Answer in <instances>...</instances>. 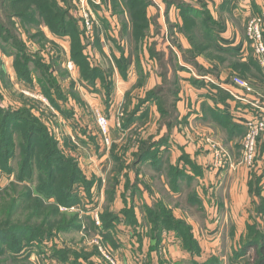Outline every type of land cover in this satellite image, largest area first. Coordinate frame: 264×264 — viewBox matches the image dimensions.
I'll return each mask as SVG.
<instances>
[{
    "label": "rangeland",
    "instance_id": "rangeland-1",
    "mask_svg": "<svg viewBox=\"0 0 264 264\" xmlns=\"http://www.w3.org/2000/svg\"><path fill=\"white\" fill-rule=\"evenodd\" d=\"M59 1L62 2V0ZM68 1L71 2V7L69 9L70 17L77 22L79 21L80 25L77 23L79 30H84L79 19L78 9H76L72 0ZM66 6L67 4L64 3V8ZM17 28L19 33L20 31L23 32V37L27 36L19 25ZM158 30V28H154V34L157 37L156 46L154 47L155 49L163 50L167 44L161 43V39L158 36ZM96 31L107 42L108 38L106 36L107 33L109 34V31L111 37H120L119 29L115 26L106 32L100 23L94 32L96 33ZM124 31L125 33H128V31ZM32 32L31 34L33 36V40L28 39L27 42L32 41L36 49L48 50V56L46 59L43 57L44 52L36 55L33 59L37 62L38 59H40L43 65L48 66L50 69L49 75L54 79L51 80V84L43 80V87L37 84H34L35 86H33L20 80L18 76L17 78L21 84L16 82V78L13 80L12 84V80L10 78L11 76L16 77L14 74L16 71L12 72L10 75V65L7 60L9 56L4 54L0 48V54L2 53L5 55L4 59L6 61L2 62L0 57V95L4 105L9 106V108L19 107L20 111L23 108H26L25 110L28 111V113L30 112L29 115L27 114L29 121H33V123H35L33 119H37L38 123L41 122L40 127L43 130L42 134H35L36 140H33V150L28 152V159L21 151V138L14 135L10 136L11 144L8 148L11 151L14 150V148L15 150L14 154H12L13 158L11 159V162H9L8 167H13L14 172L10 175L0 172V231L2 230V233L5 232L4 234H1L0 232V264H65L69 260L75 264H78L79 262L83 264H126L121 259L119 254L115 252L113 245L108 243L110 241L109 238H104L100 234L98 235L96 233V227L98 230V228H102L103 225L105 226L103 220L106 219L103 217H106L105 214H112L110 209L115 207V204L119 203L120 198L125 205V207L121 210V214L125 216L127 214L133 216V213H135L134 209L131 205L130 208H127L126 200L123 197L131 196L130 192H132V190L130 191V189L135 183H132L128 176L129 173H131L130 176H134L133 172L136 168H138L137 175L140 174L142 176L141 181L136 183L138 185V191H136V210L140 214L141 211L144 213L143 222L147 225L149 237L151 238V241H153V244H150V246L152 245L150 250H158L157 253L155 252L152 262L159 263L160 260H162L165 262L164 264H188L190 261H193L198 264H203L206 260L209 262L212 258H214V264H257L258 258L255 247L247 249L245 254L236 257L235 260L234 256L236 253H240L244 244H248L251 239L256 237L257 240L261 241L262 236L264 238V208L259 206L261 203H264V199H262V196L260 198H253L252 205L247 206L244 210H240L234 206H232V209L226 208V210H230L229 215H233V219L230 218V220H227L226 216L222 217L221 212L225 210V207L223 208V206H218L216 199L225 196L230 192V190H232L235 197L238 194L240 196L243 194L242 185L244 186L247 183L248 176H250L256 166L258 146L254 165L249 166L244 160V134L242 139L239 141L241 146V156L237 159V161H235V164L236 166H241V168L243 167L245 169L240 168L236 171L232 169V172L227 174V171H231L227 170L230 167L226 166L227 161L230 160L228 152L225 151L223 146L221 147L220 143L217 145L213 143V141H210L209 145H212L209 148V150L212 151V162L210 165L213 166L214 169L216 168L217 171L213 174V177L208 175L206 178L209 183L207 189L198 190L197 201H194V198L192 197L193 194L191 193V195L189 193L190 188L185 187L184 185L180 193L172 195V190L170 191L167 189V175L169 176V179L172 180L173 174H169L167 170H158V172L153 167H148L149 164L147 165L145 162L144 164H141V162L136 160L134 155L138 154L142 147H144L143 145L145 143H150L151 141L154 142L155 135H157L158 132L160 133L165 129L166 133L174 132V127L169 128L166 125V121H163L161 117L160 128L158 131L155 130L152 132V128L150 126L153 122H151L149 124L150 126H147L146 123H139L132 131L125 133L128 126L124 128L123 124L124 120L126 121L128 118V115L126 114V112L128 113V110L125 109V105L123 104L126 101L132 102L133 100L134 103H137L138 101V104L141 105V102L146 100L147 93L141 89V79H139V81L137 79L136 83L132 87L134 90L131 88L128 91V94L125 90L123 92H119V90H123L126 86L124 84H119L117 79L116 81L113 79L112 81H108L107 90L105 89V86H103L104 93L102 95L98 94L101 97V100L99 99V96L97 99V96H94L89 92V94L84 93V95L87 96L86 103L88 104V107L86 108L81 104L84 100L80 95H78L79 93L77 91L81 92L82 89L87 86L81 85L82 88L80 89V87H78V90H76L74 87V80L72 79V81H70V73L75 71L76 68L77 70L80 69L75 62L77 61L76 57L72 58V56H70V58H67V52H65L63 47L60 46L58 42L50 40V37L59 39V37L55 36L52 32L49 31V37H47L43 31L45 35L44 39H40L41 37H38V32H36L34 28L32 29ZM70 35L74 39V36H72L71 33ZM123 35L125 34L123 33ZM39 39L40 41H38ZM38 43L42 44L41 46L43 47H39L40 45ZM70 46L72 54V44ZM108 47L106 48V52L96 47L98 59L93 56L89 58L91 60H95L99 67L108 71L107 73L110 76H113L118 68L117 61L113 57L107 56V54H111L110 48ZM115 47H117L120 52L122 50L121 55L124 56V54H130L128 59L134 58L133 54L135 52L131 51L132 47L128 44L127 38L120 40V43L115 45ZM135 48L136 52L140 53L136 46ZM119 50L117 51L119 52ZM28 51L35 53L36 50L33 49V46H30V50ZM118 55L121 57L120 53H118ZM122 58L125 59L124 57ZM44 61L46 63H44ZM137 65L138 61H134L133 66L138 74L139 67L137 69ZM155 65L156 66H154L152 58H150L149 62L146 59H143V71L146 70L149 72V75H153L152 81L156 82V80H159V83L161 82L160 85L159 83L156 84L149 92L159 86H163L165 82L163 77L160 78L157 75L159 67L156 63ZM33 67L35 66L32 64V71ZM169 70L172 73V69L170 67ZM38 72L40 75L44 76H40L42 79H49L50 76L48 75V72ZM111 72L114 74L111 75ZM67 73L69 74L67 75ZM170 76H167L168 80H170ZM234 76L247 81L249 80L239 74ZM206 77L211 81H207L205 79ZM32 79L33 83H35V79L40 80L37 75H32ZM119 79L120 81L127 80H121V78L118 77V80ZM199 79L202 81L203 85H206L213 90L220 88L217 86L216 79L210 75H202ZM82 80L88 82V84H90L93 88L92 85L94 84H91L85 79ZM94 80L93 83L97 80L102 81L100 77L99 79L95 78ZM131 80L132 77L130 78V81ZM102 82L105 85L107 83L105 79H103ZM113 83L116 84L115 93L114 96H112V99H115V101L112 109L109 110V107H111L109 104L111 98L108 94L111 91L110 88ZM102 85L103 84L100 83V87H102ZM232 86L236 87L244 94L256 95V90L254 89V91L249 92L243 87L236 85ZM55 89L61 91L66 99L61 100V97H59L58 94L55 95ZM48 90L52 93L51 98L45 95V91ZM145 94L146 96H144ZM232 95L235 96L234 93H232ZM178 97L176 102L172 104L175 106L176 111ZM68 101L71 102L69 103V108L64 106V103H68ZM164 101L168 103L166 100ZM163 104L165 105L164 102ZM158 105L159 104L157 103V106ZM259 106L261 105L256 106V112H258ZM61 107H64V109L62 110ZM158 108L160 109V105ZM100 116L108 121L110 135L109 142H107V138L104 135L102 127L99 123ZM43 134H48V136L45 137ZM221 134L224 135L225 133L221 130ZM122 135L124 136L122 137ZM80 136L83 138L86 136L87 139H90L88 147L92 151H88L81 147L83 140ZM7 137L8 135H6V138ZM51 139L55 144L52 145L50 142ZM52 149L56 150L57 154H54ZM42 150H44V155L47 153V155L60 158L61 160L57 159L54 163L56 168L53 177L49 176L48 159H42L40 156ZM219 159H221L220 165L218 164ZM63 160L68 162L75 160L81 175L86 179L84 183L85 185L87 182H92L94 188V186H97L96 183H98L99 176L100 181L102 180L101 187L100 184H98L99 187L97 189L92 190L91 187L89 191L82 194L84 202L82 201L83 203L76 207H55L56 200L54 198L50 201H46L41 196H38L36 192V188H38L39 183L43 184L47 182V180H49L54 187L50 185L51 188L49 190L46 188L44 196L51 192L54 193L55 190L62 185V182L65 180L64 175L67 170L63 173L60 169L62 167L67 169L68 167L69 170V164H62ZM126 167L130 170H127ZM22 171L23 173L26 172L24 176H22ZM95 174L99 176L97 177ZM161 174H164V177L166 176L164 178L166 182L160 177ZM19 175L22 176L26 183L23 184L16 182ZM229 175L231 177L230 181H233L234 178L236 181L234 180V184H230L228 186V190L225 191L220 186V182H222V179L224 178L228 179ZM121 178L125 180L122 185ZM13 180L14 182H12ZM117 180L118 182L114 184L113 192L111 189L112 183ZM217 181H219V183H217ZM212 182L215 183L213 185V189L211 184ZM13 183L16 185L11 186ZM119 186H121V197H118L120 188L117 189V187ZM194 186L197 187L196 183ZM199 186L201 185L199 184ZM28 192L31 193V196L23 197L24 194ZM61 194H63V192H61ZM251 194L254 195L253 191ZM41 199L43 203L41 202L42 207L39 211L36 209V204L37 201H41ZM92 199L93 203L91 205H93V208L91 209V212H89L84 207L86 205H90L88 201H91ZM159 205L168 209L176 220L183 222L182 225L185 227V231H188L187 227L189 228L188 235H191V240L197 245V248L199 249L198 251L190 253L187 248L185 249L183 246L184 240L182 238L177 240L174 238V235L165 236L167 232H171L176 235L177 233L173 230H163L161 234L162 237L160 236V238H158L159 235L153 232L154 226L151 222V216L147 214V211L148 209L151 210L154 207L155 210H157L158 207L156 206ZM144 207L145 212L143 210ZM54 208L58 209L59 214H57L56 217L51 218L49 223L48 219H50V214L56 211ZM15 227H26L29 231L24 230L25 232L18 234L13 232ZM33 228H42L45 231H52V234L48 235L47 233H42L40 237L35 234L37 236L36 237L33 234ZM5 229L8 231H4ZM182 229L184 228L182 227ZM255 229L256 232H253V234L252 231ZM34 237L35 241H33ZM153 239H157L158 248L153 247L154 243L157 242ZM178 241L182 242L184 253H182L181 247L176 245ZM14 250L17 252L15 254L16 256L12 254V251ZM49 250L52 253H50ZM64 251H67L68 258L66 257ZM17 255H19V257ZM188 257H190V259ZM135 259H137V264H143V261L147 260V256L140 254L135 256ZM233 260L234 263H232Z\"/></svg>",
    "mask_w": 264,
    "mask_h": 264
},
{
    "label": "crops",
    "instance_id": "crops-1",
    "mask_svg": "<svg viewBox=\"0 0 264 264\" xmlns=\"http://www.w3.org/2000/svg\"><path fill=\"white\" fill-rule=\"evenodd\" d=\"M102 1L103 6L95 8L97 18L101 23V26H104L103 28L106 27V32L111 30L114 26L117 27L119 29L120 37H111L109 31V34L107 33L106 36L108 38V42L105 41L102 36H100L99 46L100 49L102 48L104 52H106V48L109 46L108 48H110L111 54H107V56L113 57L117 61L118 68L115 74L111 72V75H114L110 76L107 73L108 71L99 67L95 60H89L91 62V67L95 66L97 67V69H100L102 72H104V75L106 77L105 80L107 82L105 85L102 81L97 80L94 85H92L93 88L90 84H88V82L82 80L83 78L79 68V70H77L76 68L75 71L70 73V81H72V79L74 80V87L76 88V90H78V87H80L81 89V85L87 86L86 88H83L81 92L77 91L79 93L78 95H80L84 100V102H81V104L87 108V96L84 95V93H91L94 96H97L98 99V94L102 95L104 93L103 86H105L106 89L108 81H112V79L115 81L117 79L119 84H124L126 87H124L123 90H119V92H123L125 90L127 94L128 91L136 83L137 79L138 81L139 79H141V89L144 92L148 93L152 88H154L156 84L159 83V80H156V82L152 81L153 75H149V72H147L146 70L143 71V59H146L149 62L150 58H152L154 66H156V63L159 67L157 75L161 78V68L159 62L157 59H155L154 56H152L151 50L153 49L155 52L164 53L166 60L169 58L171 52L175 53L177 61L181 66V69L178 71L179 97L176 106L177 121H175L173 126L174 132L166 133V129L162 128L165 130H162L160 133L158 132L157 135H155L154 142L156 141L157 143H160L156 153L157 164L153 163L154 161L152 159H148L147 161H145V164H149L148 167H153L157 171L167 170L169 174H176V172L182 173L185 178L182 179L177 177L175 183L173 182L174 178H172L171 180L167 175V189L170 191L172 190V195H176L182 191V187L184 185L185 187L190 188L189 193H192V197L197 199L198 190L207 189L209 183L206 178L208 177V175L213 177V174L217 171L216 168L214 169L213 166L210 165L212 162V151L209 150V148L212 145L210 146L209 142L213 141V143L217 145L218 143H220L221 147L223 146L225 151L228 152L230 160L227 161L226 166H229L230 168H228L227 170L231 171H227V174H230L232 172V169L235 171L240 169L241 166H236L235 161H237V159L241 156V146L239 141L244 136V132L246 130L245 124L249 119H252L254 117L256 113V106L264 105V69L255 61L252 49H249V47L245 46L246 27L248 20L251 16L257 15L259 13L264 15V0H172L176 3L185 2L191 5L194 10L198 11L196 12V14L198 15L196 18L200 25L195 28V37L197 39L206 43L203 34L206 30H209L211 31V33H213V38H215L216 45L219 49L223 51L234 49L238 53V59L234 58L232 55H225V57L229 61L222 65L218 62H211L206 56L207 53L203 55L197 54L195 61L201 68L204 69L203 72H209L208 74L216 79L217 86L220 87L217 90H213L210 87L203 85L202 81L199 79V77H201L203 74H201L198 69H196L191 63H188L183 59V51L188 52L194 50V47L191 44L190 39L180 31V28L183 26L184 22L179 6H177L176 4H171L170 6H168L166 1L171 0H150L151 5H148L146 7L147 19L150 21L149 31L140 42H136L134 35L135 26L131 21L129 15L126 12L124 16L119 13L114 14L112 1ZM202 18H205L207 20L205 27L201 23L203 22ZM106 21L109 24L108 27L106 26ZM156 26L159 29L158 36L161 39V43L167 44L165 45V49L163 50L155 49L154 47L156 46L157 40V37L154 34V28ZM124 30L128 31V33H125ZM43 31L45 32L46 36L49 37V29L43 28ZM123 33L127 37L123 35ZM123 37L125 39L127 38L128 44L132 47L131 51L136 53L133 54V59H128V56L130 54H124V56L121 55L122 50L120 52V50L115 47V45L120 43V40H124ZM23 38L29 50L30 46H33L34 50H40L42 53L44 52L43 57L45 59L47 58L48 50L36 49L32 41L27 42V40L29 39L27 36H24ZM50 38V40L58 42L60 46L63 47L65 52H67V58H70V38ZM215 40L213 41L214 44ZM96 41V37L89 41V45L85 53L86 55L91 54L94 58L98 59L96 51ZM83 43L85 44V40L83 41ZM135 46L139 49L140 53L136 52ZM117 50H119V52ZM118 53H120L121 57L118 55ZM4 56L5 55H3L2 53L0 54L2 62L5 61ZM122 57H124L125 59H123ZM14 59V56L11 55H9V57L7 58L10 65V75L12 72H15ZM232 60H238L239 62H241V64L245 65V67H248L251 61H253V63H255L260 68V72L255 73L254 70H250L248 72L247 70L242 71L241 69L234 70L230 62ZM134 61H138V74L133 66ZM44 63L46 62L44 61ZM235 73L241 75L242 77H246L253 83L256 90V95L244 94L242 91L232 86L234 85L232 82V76L236 75ZM14 74L16 77L11 76L10 78L12 80V84L15 78L16 82L20 83L17 78L18 75L16 74V72ZM68 74L69 73H67V75ZM118 77L121 78V80H127L120 81V79L118 80ZM131 77L132 80L130 81ZM99 82L103 84L102 87H100ZM34 84L39 85L37 79H35V83H32L31 85L35 86ZM160 84L161 82L159 83V85ZM115 85V83L112 84V87L110 88L111 91L108 94L110 95L111 99L115 93ZM232 93H234L235 96H233ZM144 96H146V94ZM99 99L101 100L100 96ZM111 99L109 103L111 107H109V110L112 109L115 101V99ZM69 103L71 102L68 101V103H64V106L68 107ZM138 103V101L137 103H134V101L132 100V102L126 101L123 104L125 105V109L128 110V113L126 112V114L128 116L130 114V116L132 115L133 117V119H131V122L128 124V129L125 133L132 131L139 123H146L147 126H150L149 124L151 122H153L150 126L152 128V132L155 130L158 131V129L160 128L161 113L159 111L157 103L150 100L142 101L141 105H139ZM1 106L3 108H9V106L4 105L3 101L1 102ZM61 108L62 110L64 109V107ZM12 109L19 110L20 108L18 107ZM125 122L126 121L124 120V123ZM221 130L225 133L224 135L221 134ZM123 136L124 135H122V137ZM80 138H82L83 140L81 147L88 151H92L88 147L90 139H87L86 136H84V138L80 136ZM75 144L77 145L76 142ZM142 163L144 164V161H142L141 164ZM254 168L255 169L253 170V172L250 174V176H248L247 183L244 186L242 185L243 194L241 196L238 194L235 197L232 193V190H230V192L225 196L221 198L216 197L217 205L223 206V208L225 207V210L221 212V215L222 217L226 216L227 220H230V218L233 219V215H229L230 210H226V208L232 209V206H234L240 210H244V208H246L247 206L252 205L253 198H260L262 196V199H264V135L262 136L258 144V157L256 166ZM137 169L138 168H136V170L133 172L134 176H130L131 173H129L128 176L130 181L132 183H135L131 187V189H129L131 191L134 187V190L130 192L131 196L123 197L126 200L127 208H130L131 205L135 213H133V216H128V214L125 216L121 214V210L125 207V205L120 198L119 203L115 204L116 206L110 209L112 213L110 215L112 217L110 219L109 225H103L102 228H98V230L96 227V233L98 235L100 234L104 238L108 235L110 240L108 243H111L113 245L115 252L119 254L121 259L126 264H137V259H135V256H138L140 254L147 256V260H144L143 264H164L165 262L162 260H160L159 263L152 262L154 258L153 256L155 255V252L157 253L158 250H150L152 246H150V244H153V241H151V238L149 237V230L147 225H145L143 222L144 213L141 211L140 214L136 210V191H138V185L136 183L141 181L142 179V176L140 174L137 175ZM241 169L245 168L242 167ZM127 170L130 169L127 168ZM163 175L161 174L160 177L165 181L164 178L166 176L164 177ZM96 176L98 177L99 175ZM230 179L231 177L229 175L228 179L224 178L222 179L223 181L220 182V186L223 190L227 191L229 188L228 186L230 184L233 185L236 181L235 178V181H230ZM124 181L125 180L121 178V185L124 184ZM195 183L197 187L194 186ZM217 183H219V181H217ZM251 183L254 184V195L251 194V186L253 187ZM98 184H100L101 187L102 180L100 181V176L98 179V183H96L97 186H94V188L92 187V190L97 189L99 187ZM199 184L201 186H199ZM211 184L213 189V185L215 183L212 182ZM120 187L121 186L117 187V189ZM111 189L114 192L113 186L111 187ZM120 191L121 188L118 192V197H121ZM84 192L85 190L81 188L80 195L83 202L84 197L82 196V194ZM88 203L91 205L93 203V199L91 201H88ZM90 205H86L84 207L89 212H91V209L93 208V205ZM167 235H174V238H176L177 240L179 239L174 233L167 232L165 236ZM176 245H179L182 249V253H184L182 242L178 241ZM153 247L158 248L156 242L154 243ZM49 252L52 253L50 250ZM188 258L190 259V257ZM65 264L75 263L69 260ZM78 264L83 263L79 262Z\"/></svg>",
    "mask_w": 264,
    "mask_h": 264
},
{
    "label": "trees",
    "instance_id": "trees-1",
    "mask_svg": "<svg viewBox=\"0 0 264 264\" xmlns=\"http://www.w3.org/2000/svg\"><path fill=\"white\" fill-rule=\"evenodd\" d=\"M73 1V0H72ZM113 5V13L114 14H121L124 16L125 12L129 15L131 18V21L134 23L135 26V40L136 42H140L143 37L148 33L149 31V23L150 21L147 19L146 15V7L148 5H151L150 0H111ZM74 2V1H73ZM64 3L67 4V6L64 8ZM167 5L170 6L171 4H176L180 7L181 13H182V19H183V26L180 28V31L184 33L189 39L191 44L194 47V50L184 52L182 53L183 59L187 61L188 63H191L198 71L203 75H209V72H203L204 69L199 66V64L195 61V58L197 57V54L203 55L207 53V58L211 62H218L219 64H224L228 62L229 60L225 57V55H232L234 58L238 59V53L233 50H221L216 45V40L213 38L214 35L211 33V31L206 30L203 34V37L206 41L204 43L203 41L197 39L195 37V28L200 25L197 21V14L196 10L192 8L191 5L185 3V2H179L176 3L174 1H166ZM70 4L68 0H62L60 2L59 0H0V48L2 49V52L6 55L14 56V68L15 71L19 77L20 80L27 82L29 84L33 83L32 75L39 76L40 80H37L39 85L42 87L44 86V81L49 82L51 84V80H54L52 76L49 75L50 69L48 66L43 65L38 59V62L33 59L36 57V55L40 54L41 51H35V53H31L29 48H27L24 40H23V32L18 31L17 26L19 25L27 35L29 36V39L33 40V36L31 34L32 29L34 28L36 32H38V37H41L40 39H44L45 35L43 33V28L46 27L49 29L50 32H52L55 36L59 38H66L71 37L70 33L73 37L70 38L71 44H72V58L77 59L75 61L77 63V66H79L82 78L89 81L91 84H94V79L97 78L103 81V79H106L104 72H102L100 69H97V67L93 66L91 67V60L89 57H92L91 54L85 53L87 50V47L89 45V41L91 40L89 36L86 35L84 30H79L77 27V23L79 24V21L73 20L70 17ZM75 5V4H74ZM76 6V5H75ZM77 9V7H76ZM199 14V13H198ZM262 15L261 13H259ZM258 15V14H257ZM203 22H201L204 27L206 24V19L202 18ZM101 21V20H100ZM107 27L109 26L108 22ZM34 26V27H33ZM104 27V26H103ZM106 28V27H105ZM104 28V29H105ZM157 28V26H156ZM33 33V32H32ZM95 37L97 39L96 44L97 47L99 46V40L100 35L96 31ZM159 34V30H158ZM40 39L38 41H40ZM85 40V44L83 41ZM215 40V44L213 41ZM40 43V42H39ZM38 43V44H39ZM39 47L42 44H39ZM180 48V47H179ZM102 49V48H101ZM181 49V48H180ZM182 50V49H181ZM152 56H154L160 65L161 68V77L165 79V82L163 86H159L156 89H154L151 92L147 93L146 100L155 101L160 105V113L163 121H166V125L169 128H172L174 126L175 121H177V111L175 109V106L172 105L176 102L178 97V71L181 69L180 64L177 61L175 53L171 52L169 59H165V54L161 52H155L153 49L151 50ZM176 59V60H175ZM93 60V59H92ZM232 64V67L234 70H254L255 73L260 72V68L251 61L248 67H245V65L241 64L238 60H232L230 61ZM177 63V64H176ZM33 64V71L31 70V65ZM169 67L172 69V73L169 71ZM35 68V69H34ZM38 68V69H37ZM42 70V71H41ZM44 73L48 72V75L50 76L49 79H42L41 77H44L43 75H40L39 72ZM171 76H170V75ZM41 76V77H40ZM167 76H170V80L167 79ZM94 80V81H93ZM172 80V81H171ZM47 85V84H46ZM44 90V88H43ZM46 90V89H45ZM50 90V89H49ZM48 91H45V95H47L49 98H51L52 93ZM56 90V89H55ZM54 94H58L59 97H61V100H65V96L62 94L61 91L56 90ZM1 100L2 97L0 95V172L5 174H13L14 169L13 167H8L9 162H11V159L13 158L14 150H10L8 146L11 144L10 136H19L21 138L20 141V148L23 152V155L28 159L29 154L31 150H33V140L35 139V134L43 133L41 126V122L38 123L37 119L34 117V122H30L27 114L29 115L28 111H26V108H23L21 111L14 110L12 108H3L1 106ZM164 100H166L168 103H166ZM165 103V105L163 104ZM158 105V106H159ZM61 110V109H60ZM132 115L128 116L126 119V122L124 123V126H128V124L131 122V119H133ZM28 126V128H27ZM45 133V132H44ZM245 134V132H244ZM6 135L8 137L6 138ZM45 137L48 136V134H43ZM264 133L261 135L260 139ZM36 140V139H35ZM162 141V140H161ZM160 141V142H161ZM258 141V144H259ZM50 142L55 144L53 140L51 139ZM160 143H156L151 141L150 143H145L142 147V149L138 152V154H135L134 157L139 162L147 161L148 159H152L155 164H157V150ZM156 151V152H153ZM52 152L54 154H57V151L52 149ZM42 159H48V167H49V176L53 177L55 174V168L54 165L55 161L57 159L60 160V158L53 157L51 155H47V153L44 155V150H42L41 155ZM3 159V160H2ZM61 161V160H60ZM62 164H69V170L68 167L61 168V172H65V180L62 182V185L55 190V192H51L48 195L44 196V192L46 188L49 190L51 186L54 187L52 183L47 180V182L38 185V188H36V192L38 196H41L46 201H50L52 198L56 200L55 207L58 206H66L68 208L70 207H76L82 204V198L80 195V190L83 188L85 192L89 191L91 187H93L92 182H87L85 185L86 179L81 175L80 170L78 169V165L75 162V160H71V162L62 161ZM24 165V164H23ZM23 173V171L21 172ZM26 173V172H25ZM22 176H24V174ZM22 176L19 175L17 177L16 182L17 183H26ZM57 176V175H56ZM178 178H185L182 173L176 172V174H173V182L175 183V180ZM14 182V180L12 181ZM117 181H114L112 183V186L114 188V184H116ZM16 184H12L11 186H15ZM31 185V184H29ZM51 185V186H50ZM253 187L251 188V192H254V184H252ZM34 189V187H33ZM134 190V187L132 188V191ZM63 192V194H61ZM257 192V191H256ZM36 194V196H37ZM31 193L28 192L24 194L23 197H30ZM194 201H197L196 198L193 199ZM42 199L41 201H37L36 209L41 210L42 207ZM43 203V202H42ZM264 203H261L259 206H262L264 208ZM158 207L157 210H155V207L151 210L148 209L147 214L151 216V222L154 226L153 232L160 238L163 230H173L175 233H177V237L180 239L182 238L184 240L183 246L184 248L188 249L190 253H195L199 249L197 248V245L191 240V235L189 236V228L187 227L188 231H185V227L182 225L183 222H180L176 220L171 212L164 208L162 205L156 206ZM54 211L52 214H50V219H48L49 223L51 221V218H54L59 214L58 209L54 208ZM145 212V207L143 208ZM54 214V215H53ZM106 220L104 221L105 226L109 225L111 215L105 214ZM130 216V215H128ZM45 224V223H43ZM73 226V225H71ZM182 227L184 229H182ZM14 229V228H13ZM29 231L26 227H15L13 232L21 233L25 231ZM4 231H8L5 229ZM68 231V230H67ZM65 231V232H67ZM1 234L2 230L0 231ZM52 232V231H51ZM50 231H45L42 228L36 229L33 228V234L37 236H41L42 233H47L48 235H51ZM187 232V233H186ZM256 232V229L252 231ZM254 234V233H253ZM35 235V236H36ZM36 236V237H37ZM162 237V236H161ZM105 238H109L108 235ZM156 238V237H155ZM157 241V239H153ZM33 241H35V237L33 238ZM261 242V243H260ZM156 245H158V241L156 242ZM196 245V246H195ZM255 247L256 248V255H257V264H264V238L262 236L261 241L257 240L256 237L254 239H251L250 242L247 244H244V247L242 248V251L239 253H236L234 256V260L238 256H242V254H245L247 252V249ZM13 255H15L17 252L12 251ZM66 257L67 251H64ZM16 256V255H15ZM19 257V255H17ZM212 258L209 262H205L203 264H214ZM234 260L232 263H234ZM188 264H198L196 262L190 261ZM202 264V263H199Z\"/></svg>",
    "mask_w": 264,
    "mask_h": 264
},
{
    "label": "built area",
    "instance_id": "built-area-1",
    "mask_svg": "<svg viewBox=\"0 0 264 264\" xmlns=\"http://www.w3.org/2000/svg\"><path fill=\"white\" fill-rule=\"evenodd\" d=\"M73 1L78 9L79 19L83 25L86 35L91 37V39H94V31L98 27V24H100L95 12V8L102 7L103 1ZM245 46L249 47V49H252L255 61L264 69V15H253L248 20ZM205 79L207 81H211L207 77ZM232 81L234 85L243 87L249 92L255 90L253 83L249 80L247 81L240 77L233 76ZM99 123L102 127L104 135L107 138V142H109L110 135L108 121L100 116ZM245 128L246 132L243 142L244 160L249 166H253L255 162L258 141L261 135L264 133V105L258 107V112H256L255 117L246 122ZM218 164H221V159H219Z\"/></svg>",
    "mask_w": 264,
    "mask_h": 264
}]
</instances>
